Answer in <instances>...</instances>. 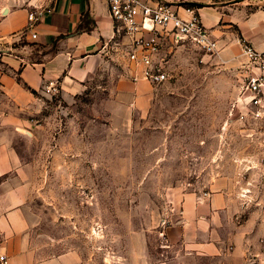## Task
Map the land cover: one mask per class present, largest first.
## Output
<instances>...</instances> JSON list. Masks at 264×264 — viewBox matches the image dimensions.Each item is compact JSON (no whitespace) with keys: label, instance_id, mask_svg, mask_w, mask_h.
<instances>
[{"label":"rangeland","instance_id":"1","mask_svg":"<svg viewBox=\"0 0 264 264\" xmlns=\"http://www.w3.org/2000/svg\"><path fill=\"white\" fill-rule=\"evenodd\" d=\"M233 58L185 42L161 54L168 77L152 84L147 112H123L105 77L72 103L57 91L42 98L30 125L8 132L30 164L31 204L62 250L80 249L87 264H143L146 240L149 262L172 256L177 247L161 245L183 197L228 185L236 221L250 219L256 235L233 264H264V160L258 137L231 114L248 66ZM9 109L0 96V125Z\"/></svg>","mask_w":264,"mask_h":264},{"label":"crops","instance_id":"2","mask_svg":"<svg viewBox=\"0 0 264 264\" xmlns=\"http://www.w3.org/2000/svg\"><path fill=\"white\" fill-rule=\"evenodd\" d=\"M172 1L188 6L178 5L182 17H200L224 56L233 61L235 56L246 59L243 44L247 42L264 57V6L241 5L237 0ZM0 2V96L10 107L0 125L1 246L9 264H87L80 249L62 250L58 245L62 239L43 230L42 213L30 201V164L7 134L30 125L28 115L37 114L41 99L56 91L72 103L91 84L106 77L104 90L119 108L141 113L153 104L154 85L123 54L125 46H117L116 51V42L128 44L130 38L116 30L108 0ZM35 2L48 11L36 26L34 39L31 34L18 33L27 24L30 3ZM238 202L228 185L199 195L186 194L178 221L168 227L166 242L161 245L178 250L149 262L145 240L143 264H200L202 259L233 264L237 258L244 260L256 235L250 219L236 221Z\"/></svg>","mask_w":264,"mask_h":264},{"label":"built area","instance_id":"3","mask_svg":"<svg viewBox=\"0 0 264 264\" xmlns=\"http://www.w3.org/2000/svg\"><path fill=\"white\" fill-rule=\"evenodd\" d=\"M264 0H260L262 4ZM116 30L130 38L123 54L127 56L141 77L152 84L167 80L168 73L163 52L170 53L175 47L190 42L208 53L219 50L217 41L210 35L197 14L184 18L179 13L178 4L172 0H108ZM48 8L35 2L30 3L28 21L18 34H31L35 39V28L42 21ZM188 11H194L188 8ZM243 51L248 58L245 83L241 96L233 105L232 112L237 120L256 135L261 145V158L264 160V57L251 44L244 42ZM0 264H9V257L0 242Z\"/></svg>","mask_w":264,"mask_h":264},{"label":"trees","instance_id":"4","mask_svg":"<svg viewBox=\"0 0 264 264\" xmlns=\"http://www.w3.org/2000/svg\"><path fill=\"white\" fill-rule=\"evenodd\" d=\"M188 5H190V6H202V4H198V3H188ZM34 92H36V91H34Z\"/></svg>","mask_w":264,"mask_h":264}]
</instances>
